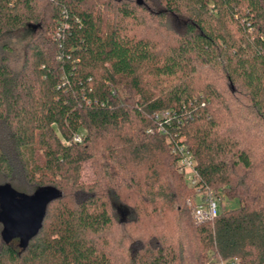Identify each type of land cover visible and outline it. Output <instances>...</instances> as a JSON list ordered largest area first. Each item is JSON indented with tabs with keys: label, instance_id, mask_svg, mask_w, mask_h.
I'll list each match as a JSON object with an SVG mask.
<instances>
[{
	"label": "trees",
	"instance_id": "trees-1",
	"mask_svg": "<svg viewBox=\"0 0 264 264\" xmlns=\"http://www.w3.org/2000/svg\"><path fill=\"white\" fill-rule=\"evenodd\" d=\"M138 1L47 0L42 12L38 0H0V39L47 32L20 69L0 59V185L61 193L27 247L0 231V264H115L97 243L114 208L125 264H206L210 252L264 264V0ZM141 12L167 41L133 30L149 26ZM160 112L167 134L147 133ZM180 139L200 185L237 208L196 219L198 193L171 153Z\"/></svg>",
	"mask_w": 264,
	"mask_h": 264
},
{
	"label": "rangeland",
	"instance_id": "rangeland-1",
	"mask_svg": "<svg viewBox=\"0 0 264 264\" xmlns=\"http://www.w3.org/2000/svg\"><path fill=\"white\" fill-rule=\"evenodd\" d=\"M47 0H38V6L40 11H45ZM137 0H132V3L136 4ZM105 20L111 21L113 19H116V15L114 12L111 11H104ZM141 17H145L147 20L148 27H142L137 28L135 27L133 30L137 31L138 35L142 36H148V34L151 33L152 38L158 39L160 41H167L165 39V36H160L162 34H159V32H156L158 30L157 27H161L164 25L160 20H156L155 18H147L142 12ZM151 20V21H150ZM153 29V32L151 30ZM44 32V30H35V31H29L24 30L22 32L8 34L0 39V59L4 57L7 59L8 65L15 70H18L22 67V65L25 63L26 57H27V49L29 46V43L32 42L36 37L41 35ZM6 48V49H5ZM5 49V51H4ZM213 74V73H212ZM212 74L209 75V78H212ZM216 79V76L213 77ZM206 83V81L204 82ZM155 90V88H154ZM100 150V149H99ZM95 174H94V166L91 162H86L83 164L82 170L80 172V178L79 183L83 184L85 186L93 184L95 181ZM4 185V184H3ZM14 186L17 185V187L20 185L21 189L19 190H25L27 194H32L34 191L32 190V186L30 184H27L25 181L20 182V184H14ZM22 193V192H21ZM222 201H218V213H221L223 211H228L231 209H235L238 207L237 201H231L229 199H226L223 197V195L220 193ZM199 195H193V203H199L200 202V196ZM126 199V198H125ZM194 199L196 202H194ZM116 205H119L118 203H115ZM195 205V204H194ZM114 212H112V216L114 218L115 225L110 229L107 234H105L100 240L97 241V243H100V245H104L106 248V251L108 254L111 255L114 263H126L129 258L126 250L124 251L123 248H127L130 245L129 241H125L123 239V231L121 228L116 224L117 221L120 220L121 215L118 212L116 208H114ZM158 218H156V215L153 216L152 221L147 223L145 228L149 229L151 232L155 231L158 227ZM2 230V225L0 224V231ZM100 239V238H99ZM137 237L133 235V238L131 241L136 240ZM206 264H229L226 260H220L214 256L213 252H210L208 254V261Z\"/></svg>",
	"mask_w": 264,
	"mask_h": 264
},
{
	"label": "water",
	"instance_id": "water-1",
	"mask_svg": "<svg viewBox=\"0 0 264 264\" xmlns=\"http://www.w3.org/2000/svg\"><path fill=\"white\" fill-rule=\"evenodd\" d=\"M60 196L58 190L50 187L25 194L10 184L0 185V224L4 242L19 240L22 248L27 247L43 228L49 204Z\"/></svg>",
	"mask_w": 264,
	"mask_h": 264
},
{
	"label": "built area",
	"instance_id": "built-area-1",
	"mask_svg": "<svg viewBox=\"0 0 264 264\" xmlns=\"http://www.w3.org/2000/svg\"><path fill=\"white\" fill-rule=\"evenodd\" d=\"M154 120L157 123L155 128H149L147 133L149 134H159L166 135L167 128L162 123L165 122L170 124L171 117L169 112H160L155 114ZM163 121V122H162ZM74 141L80 143L82 138L80 135L74 137ZM171 153L178 157V170L179 173L184 176L188 185L194 188L198 195L200 196V202L196 203L195 207V217L198 221H203L205 219L212 220L217 217L218 214V200L212 195V192L204 188L199 183V175L195 169V161L189 152L187 146L184 144L183 139H180L177 143H173L171 146ZM198 196V197H199ZM234 264V263H233Z\"/></svg>",
	"mask_w": 264,
	"mask_h": 264
}]
</instances>
